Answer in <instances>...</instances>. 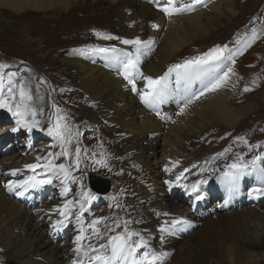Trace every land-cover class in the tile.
Instances as JSON below:
<instances>
[{
    "label": "bare ground",
    "instance_id": "1",
    "mask_svg": "<svg viewBox=\"0 0 264 264\" xmlns=\"http://www.w3.org/2000/svg\"><path fill=\"white\" fill-rule=\"evenodd\" d=\"M173 2L177 5L190 4L188 0ZM164 6V0H158V3L149 0H0L2 15L8 12V18L11 14L14 19L26 20L30 24L31 35L35 37L30 39L31 47L42 49L40 45L46 43V46H41L57 59L58 73L68 87L66 89L72 92V101L64 102L57 92L51 91L59 88L55 81L49 80L46 74L34 67L33 73L39 79L35 81V86H30L33 73L27 72L23 82L33 97L31 106L36 109V117H41L47 123L40 121L39 128L28 131L18 122L19 117L14 116L12 124L0 131V142H5L12 134L21 131L25 132L29 141L34 140L35 131L41 129L44 131L40 137H48L47 129L55 125L57 114L64 116L62 123L68 129L65 135L71 141L63 145L68 156L60 155L55 158L57 153L62 152L61 142L58 141L49 150L53 156L48 157L55 165L59 162L64 164L76 178L75 181L69 179L62 182V178L53 177L51 184H45L41 188H29L26 191L17 189L9 193L4 183L32 176L34 172L27 170L25 165L38 161L33 155H29L30 147L26 142L17 152L8 156L0 155L1 264L5 257H11L15 264H72L77 258L73 251L76 248L74 239L80 228L76 221L79 213V204L76 202H83V199L78 197L77 201H73L63 196L62 192L65 187L69 189V183L72 182L79 193L86 192V188L81 187V190L79 184L88 168L94 166L97 160H103L106 166H94L95 172L103 173L101 170L110 169L115 173H131L130 178L127 177L129 191L131 189L137 193V204L131 208L130 199L127 198L128 202L126 201L124 188L120 190L117 198L121 199V208H131V212L127 216L123 214L122 218L121 210L108 214V220L103 223L110 237L123 234L124 221L127 220L131 221L127 225L128 230L143 236L150 249L169 254L164 262L205 264L214 261L215 255V259L219 257L223 264L258 263L257 253L264 246V237L256 236L253 226L264 219V203L256 201L259 197L257 198L254 190L259 189L258 185H264V176L258 170L253 178L246 174L241 177L238 186L230 190L224 180L227 170L219 165L214 149L207 147L213 133L220 129L227 132L256 107L255 101L240 106L233 103L241 76L232 62L250 39L238 49L229 51L228 57L219 64L206 68L180 69L179 81L177 72L173 71L157 101L149 107L140 99V94L146 91V81L134 74L137 91L133 92L132 84L122 75L120 61L124 59L123 53H135V48L122 44L121 40L139 38L144 42H152L149 47L142 49L139 69L145 76L156 79L163 76L175 62L178 65L186 60L176 61V56L191 50L198 39L206 41L212 31L221 29L235 14L229 0H201L192 10L171 17L160 10ZM153 25L158 27L154 28ZM89 27L95 29L91 31L92 37L99 32H109L104 29H113L117 35V43L107 42L108 39L101 37L96 39V43L89 45L75 44L73 40H77L76 35L86 38ZM98 48H115L121 51L103 53L95 51ZM228 68L234 74L229 75L227 84L214 92L205 91ZM185 71L188 72L187 76L184 75ZM201 91H205L202 96ZM241 97L242 95L240 99ZM261 98L264 99V92L259 97ZM190 99L192 102L188 103ZM48 102L57 107L52 106L54 110H49ZM75 104L79 105L77 109L74 108ZM57 109L60 110L59 113ZM72 109L79 118L74 116ZM9 113L11 114L7 109L0 108V114ZM82 118H85L82 124L72 120ZM26 119L31 121V115ZM89 125L97 130L96 133L101 132L95 138L97 146L93 148L86 143L84 137L82 139V134ZM105 137L110 140L108 144H111L106 152L101 148ZM117 140L120 141L121 152L117 150ZM77 148L80 149L78 167ZM92 153H95L94 157ZM204 155L212 157L204 160ZM46 162L41 158L39 160L40 164ZM195 163L207 165L213 181L210 180L212 183L209 184L207 181L200 183L198 189L192 191L191 185L196 184L200 177L194 175L185 177L184 180L183 177ZM142 167H146L145 176H142ZM165 168L171 171L167 172ZM13 169L21 171L16 177L5 175ZM180 173L183 176L177 181ZM165 181H171L172 186L169 187ZM250 183L248 198L245 190ZM49 186L56 187L55 194L47 198V203L38 206L41 195ZM179 186L182 202L173 200L174 192ZM202 192H206L210 198H204L206 194ZM32 194L41 195L33 199ZM198 196L203 199H198ZM214 197H222L219 203L221 206L211 203ZM68 200L73 201L71 217L63 225H56L55 222L62 217L52 210ZM187 201L196 206L195 211L190 205L187 206ZM248 203L252 205L249 206ZM239 205L242 206L241 209H238ZM132 211L135 212L136 219L139 216L138 222ZM175 219L187 223L172 225L171 221ZM165 221L169 223L165 224ZM117 223L120 227H116ZM84 227L87 229L88 225ZM98 227L101 228L100 225ZM161 228H167L168 231L162 232ZM93 239L97 243L101 240L95 236ZM97 243L94 246L98 248ZM83 244L87 250L88 243L83 241ZM83 259L84 264H88L87 258Z\"/></svg>",
    "mask_w": 264,
    "mask_h": 264
},
{
    "label": "rangeland",
    "instance_id": "2",
    "mask_svg": "<svg viewBox=\"0 0 264 264\" xmlns=\"http://www.w3.org/2000/svg\"><path fill=\"white\" fill-rule=\"evenodd\" d=\"M232 3V7L235 10V14L231 17L230 21L227 22L225 25L222 26L221 29L216 30L215 32L212 31L210 35L208 36V39L206 41H203V39H198L195 42V45L192 47L191 50L183 51L180 56H174L176 61H180L181 59L191 60L196 57H204L208 53L212 52L216 48H221L223 50L222 56L220 60L224 59L227 55V53L231 50L238 49L243 42L245 43L246 40H249V42L244 46L242 51L238 53L234 59L235 63L232 62V66H236L239 69V73L241 76V83L239 86V89L237 90L234 100V104L236 106L244 105L250 102L255 101L256 107L253 111L247 113L244 117L240 119L238 123L235 124L231 129H229L227 132L225 129L220 130L218 132L213 133L210 136V141L208 142L207 147H212L214 149L216 160L219 163L221 167H223L227 172L231 171L229 169V165L236 162H242V163H249L250 158L253 156H261L264 157V99H259L261 97V94L264 92V0H229ZM166 2V0H164ZM188 3L192 4L193 7H195L197 4L193 3V0H188ZM187 4V3H185ZM208 8L210 6L208 5ZM227 10H225L226 12ZM8 13V12H7ZM7 13L5 15H2L0 12V54H2V57L4 59H12L15 60V58H19V62H14L12 64H7L8 69L6 68L4 72L8 73H16V79L19 81L20 79H25L27 72L30 74L33 73L32 70H30L31 67L29 66H20V63H29L33 64L36 69L39 70V72H43V74H46L47 78L53 79L56 83V85L59 86L57 89H51L53 93L57 92V94L63 99L64 102L72 101V92L70 90L66 89V85L62 78L59 75L58 71V65L59 62L57 59L44 49L42 46H46V43H43L40 45L42 49H39L38 47H31L30 46V39L35 38L31 35L30 32V24L26 20H18L14 19L13 15L10 13V18H8ZM18 22V23H17ZM93 26V25H90ZM105 27V26H104ZM88 36L85 38L82 35H76L77 40H73V42L77 45H80V43L88 44L89 43H96L97 40L104 36H113L117 37V35L114 34V30L107 28L104 30H108L109 32H99V35H96L95 37H92L91 31L95 30L92 27H89L88 29ZM113 30V31H112ZM101 33V35H100ZM107 35H104L106 34ZM111 33V35H110ZM75 37V38H76ZM85 39V40H84ZM96 40V41H95ZM118 39H108L107 42L111 43H117ZM250 45V46H248ZM99 46V45H97ZM58 47V46H57ZM36 48V49H35ZM186 52V53H185ZM182 56V57H181ZM224 57V58H223ZM184 60V61H186ZM220 60H208L207 63L203 64H210L212 62H218ZM184 61L180 64H183ZM43 62V63H42ZM3 63V59H0V64ZM31 64V65H32ZM177 65V62L172 64L170 67H173V65ZM32 65V66H33ZM20 66L19 68H17ZM49 71V72H48ZM56 74V75H54ZM34 75V73H33ZM40 79L43 80V78L39 75ZM7 79V76L5 75V81ZM38 78L36 75L33 76V81L30 83V86H35V81ZM39 80V79H38ZM44 82H46V79H44ZM32 84V85H31ZM42 85L44 87V84L42 82ZM50 88H52L51 85H49ZM68 88V87H67ZM245 88L249 89V91H245ZM37 90L38 87H37ZM167 91H169V88H166ZM7 95V89L0 93V98ZM240 95H242V99H240ZM239 98V99H238ZM238 99V100H237ZM82 102V101H80ZM32 106L33 103L31 102ZM49 110H54L57 105H51L49 104ZM263 105V106H262ZM54 108H53V107ZM78 104H75V109H77ZM261 108V109H260ZM260 109V110H259ZM262 110V111H261ZM74 116L76 118H79L76 112L72 109ZM254 113V114H253ZM10 114H0V131L11 125L13 122H11V118L5 119L4 116H9ZM13 116V115H12ZM14 117V116H13ZM37 120L43 122V119L41 117H35ZM75 123H84L85 118L82 119H72ZM44 123V122H43ZM47 123V122H45ZM44 123V124H45ZM44 130H38L34 133V140L29 141L26 138L25 132L21 131L18 134H12L9 139H7L5 142H0V155L8 156L11 153L17 152L18 150L22 149V145L24 142L28 144L30 147V153L29 155L35 157H40L41 159H44L45 161L50 160L48 155L50 153V148L53 147L59 140L55 135H50L48 133V137L41 136V132ZM96 129H93L88 126L86 132H84V136L86 143H89L91 148L96 147V143L94 142L95 138L98 134L101 132L96 133ZM225 131V132H224ZM233 131V133L231 132ZM106 133V132H105ZM54 138V139H53ZM110 140L107 139V137L104 138L103 143L101 144L103 148L102 150L104 152L107 151V149L111 146V144H108ZM117 150L121 152V149L119 147L120 141L117 140ZM13 148H16V150H13ZM25 148V147H24ZM46 148V150H45ZM216 152V153H215ZM95 153H92V156L94 157ZM47 156V157H46ZM223 156V157H222ZM212 157V155H204L203 159L208 160V158ZM221 157V158H220ZM242 158V159H241ZM62 164L61 162L58 163V165ZM258 164V163H257ZM94 166L100 167L99 164L96 165L94 163ZM94 166H90L87 170V173L89 174L94 173V175L105 179L107 181H110L112 186V190L108 195L99 196L93 191L90 190L89 184H88V175L83 177L82 181L80 182V187L87 188L90 190V194L95 196L96 199L92 200L89 203L90 209L88 207V202L83 201L85 208L87 211L83 213L82 219H83V226L89 225L92 220L97 219L98 217L105 218L104 220H108V214L112 213H118L120 210L122 213H120V217L127 216L129 212H131V208L136 206V196L137 193L135 190L129 191V186L127 184L128 178H130L131 173L126 171H119L118 173H115L114 171H109L107 169L101 170L103 173L95 172ZM261 167H264V161L261 162ZM190 170L185 174L183 177V180L185 177H192V176H198L200 179H197V181H207L208 184L212 183L213 177L210 175L211 172L208 171L209 167L207 165L199 164L197 165L192 164L190 166ZM202 168H205L202 169ZM39 168L36 170L32 175H35L38 179H46L48 178L52 173L48 172L46 169ZM146 167H142V176H145L146 173ZM250 169V167H249ZM204 170V172H202ZM257 171L250 172L248 171L247 174H249L252 178L254 176V173ZM50 174V175H48ZM209 174V175H208ZM264 176V174H262ZM45 176V177H43ZM211 176V177H210ZM128 177V178H127ZM212 180V181H210ZM73 183V182H72ZM72 183H69V192L66 196L68 199H72L73 201H77L76 199L79 197V199H83L82 194L83 193H89V192H80L76 190L77 186L73 185ZM251 183L246 188V196L249 198L248 191L250 190ZM219 187H221V183L219 182ZM259 189H261V194H263L264 199V189L261 186H257ZM124 188V189H123ZM123 189L124 193L127 194V198L130 199L131 202V208L130 210H126L121 208V199L117 198L119 196L120 190ZM82 190V188H81ZM56 187L49 186L45 193L41 195V199L37 203V205H43L44 203H47V198L51 197L53 194H55ZM128 191V192H127ZM9 193H11L8 190ZM170 193V191H169ZM205 193L206 192H202ZM13 194V193H12ZM51 195V196H50ZM240 195V194H239ZM259 193L256 194L257 198ZM14 196V194L12 195ZM207 197L210 198L207 194L204 195V198L207 199ZM212 197V196H211ZM239 197V196H238ZM32 198H38V196H33ZM260 198V197H259ZM257 199L260 204L264 203L262 202V199ZM181 189L180 186L176 189L174 192L173 200H177V202L181 201ZM222 197H214V199L211 201V203L214 205L215 203L218 206L219 203H221ZM128 202V201H127ZM193 204H196L195 202ZM249 206L252 205L251 203H248ZM190 205V202L187 201V206ZM193 210H196L195 205H190ZM189 206V207H190ZM203 206V204H202ZM238 209L242 208L241 205L237 206ZM236 207V208H237ZM77 208V207H76ZM236 208H234L236 210ZM78 210L80 211V207L78 206ZM133 216L135 217V221H139V216L136 219V214L134 211ZM114 216V215H113ZM112 216V217H113ZM259 225V226H258ZM100 231L104 235V237H107L109 235L108 231L106 230V227L104 223L100 225ZM68 229H66L67 231ZM255 230V231H253ZM253 232L256 236L264 237V219L256 222V226H253ZM65 231V232H66ZM64 232V233H65ZM86 234L92 235L91 231L89 230L86 232ZM258 234V235H257ZM110 237V236H109ZM108 237V238H109ZM107 238V239H108ZM107 239L100 240L98 243L93 239V236L91 238V244L95 245L97 243V246L100 244L106 243ZM133 239H137V237H134ZM88 244L89 241L85 240ZM217 256L214 255V261L211 263H205V264H223L220 261V258L215 259ZM86 258V257H83ZM257 264H264V246L259 249V252L257 253ZM216 261V262H215ZM15 264L11 257H5L3 264ZM1 264V262H0ZM164 264H171V261L164 262ZM254 264V262L252 263Z\"/></svg>",
    "mask_w": 264,
    "mask_h": 264
},
{
    "label": "snow or ice",
    "instance_id": "3",
    "mask_svg": "<svg viewBox=\"0 0 264 264\" xmlns=\"http://www.w3.org/2000/svg\"><path fill=\"white\" fill-rule=\"evenodd\" d=\"M149 2H156L158 0H149ZM201 0H193L194 4L200 3ZM192 4H180L177 5L173 2V0H166V6L161 7L160 10L166 16H173L175 14H180L185 11L192 10ZM153 27H158V25H153ZM99 35V33H97ZM104 39H117L113 36H104ZM121 43L124 45H132L135 48V53H123L124 59L120 61L122 64V75L124 78L132 84V91L136 92V85L134 82V74L138 75L144 81H146V91L140 94V99L147 106L152 107L153 103L157 101V98L160 96L163 88L166 87L169 75L175 71L177 72V80L179 81L181 77L180 69L188 70L192 67H200L203 64L207 63L208 60H220L222 56L223 50L220 48L214 49L212 52L208 53L204 57H196L191 60L184 61L183 64L174 65L170 67L168 71L161 77L154 79L151 76H145L143 72L139 69L140 57L142 55V49L147 48L151 45V41L144 42L139 38L135 39H123ZM250 46V45H248ZM95 51L103 52V53H116L121 50L115 48H98ZM235 63V61H233ZM8 66L6 64H0V93H2L5 88L7 89V95L0 98V108H5L9 112L12 113L13 116L19 117V123L22 127L27 128L28 131H31L33 128H39L40 121L37 120L36 117V109L31 106V102L33 97L29 88L23 82V79L19 81L16 79V73H5L4 70ZM230 74H234L231 68H228L227 71L223 72V75L217 76L212 83H210L205 91L214 92L218 89L224 87L227 82ZM5 75L7 79L5 81ZM185 76L188 75V72L185 71ZM205 91H201L200 95H204ZM245 91H249V89L245 88ZM199 99V97H196ZM191 99L188 103H191ZM187 106V105H186ZM42 111V109H41ZM59 109H57V113H59ZM183 111V109H181ZM28 115H31L32 119L29 121L26 119ZM65 119L64 116L57 114L56 122L54 126H49L47 131L50 135H55L58 140L61 142L62 152L57 153L55 158H59L60 155L68 156V151L63 147L65 143H70V139H68L65 135L67 129V125L63 124L62 121ZM79 135V133H77ZM79 154L80 149L77 148V167L79 166ZM49 156H53L52 153H49ZM242 159V158H241ZM40 157H37V163L27 164L25 168L31 172H35L39 168H44L48 172H51L52 175L46 179H38L35 175L28 176L23 180H8L4 183V187L7 188L10 192L15 191L17 189H24L25 191L29 188H41L45 184H51L52 178H62L63 181H67L69 179L75 181V177H73L68 170V168L64 164L55 165L52 163V160H47L46 163H39ZM257 161H264V157L256 156L249 163H232L228 167L231 171L224 173L225 183L228 185L229 189H235L242 176L246 175L249 171V167L251 165L252 170H258L259 173L264 174V167H261L257 164ZM97 164L104 165L103 160L95 161ZM106 166V165H104ZM59 169V171H55ZM110 170V169H109ZM21 170L13 169L5 175L16 177L17 174ZM165 171L170 172L171 169L165 168ZM183 176V173H180L177 176V181L180 180V177ZM206 181H198L196 184L191 185V190L196 191L198 189V185L200 183H204ZM165 183L169 184V187L172 186L171 181H165ZM181 187H188L187 185H180ZM257 193L261 192V189L254 190ZM69 189L65 187L63 189L62 195L67 196ZM22 194V193H20ZM83 201H87L90 203L92 200L96 199L95 196L90 193L82 194ZM198 199H203L202 196H198ZM79 204L80 211L76 215V221L80 224V228L78 229V233L75 236L74 243L76 244V248L73 250L76 253L77 258L72 261V264H84L83 257H86L88 260V264H164V261L168 258L169 254L164 251L157 252L152 250L148 246V242L144 239L143 236H140L139 233L134 231H129L127 225L131 223V221H124L125 228L124 233L120 235L111 236L107 239L106 243L100 244L97 248L96 246L91 244L92 236H95L98 239H105L104 235L101 233L100 228L98 227L104 222L105 218L92 220L88 225V228L85 229L83 226V213L87 211L85 208L84 202L77 201ZM73 201L68 200L62 206L54 208L52 211L54 213H58L62 219L57 220L56 225H63L65 222L69 221L72 212ZM164 215H168V213H164ZM168 221H165V224H168ZM181 223H187L186 221L175 219L171 221L172 225H177ZM116 227H120L119 223L116 224ZM91 231V236L86 235V232ZM110 230V229H109ZM162 232L168 231L167 228H161ZM137 237V239H133ZM88 240L89 244L87 246V250H85V246L83 241Z\"/></svg>",
    "mask_w": 264,
    "mask_h": 264
},
{
    "label": "water",
    "instance_id": "4",
    "mask_svg": "<svg viewBox=\"0 0 264 264\" xmlns=\"http://www.w3.org/2000/svg\"><path fill=\"white\" fill-rule=\"evenodd\" d=\"M94 181L92 182V185H94V189L98 192V193H102V194H107V192H108V190H109V183H108V181H106V180H104V179H101V178H99V177H94V179H93ZM98 182V184H96V181ZM104 184V186L106 187V188H104V189H102V185L101 184Z\"/></svg>",
    "mask_w": 264,
    "mask_h": 264
}]
</instances>
